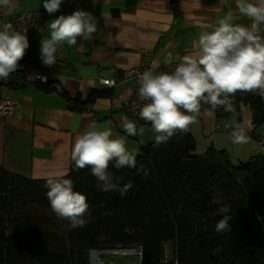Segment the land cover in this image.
I'll list each match as a JSON object with an SVG mask.
<instances>
[{"label":"trees","instance_id":"1","mask_svg":"<svg viewBox=\"0 0 264 264\" xmlns=\"http://www.w3.org/2000/svg\"><path fill=\"white\" fill-rule=\"evenodd\" d=\"M49 84L39 87L48 90ZM62 94L71 110L83 111L107 92L92 89L86 100ZM230 98L235 111L217 109V118L248 105L254 127L264 125V99L258 92L238 91ZM255 128L248 131L258 140ZM155 145H143L137 153V165H144L147 176L109 165L121 185H133L124 197L100 190L90 168L76 170L70 162L65 178L89 204L83 228L70 229L69 221L52 211L45 179L26 178L0 165V264H90L92 249L119 246L139 249L141 264H264V154L239 165L215 147L197 155L189 130L160 148ZM214 197L217 204L211 203ZM224 204L231 209V231L217 233Z\"/></svg>","mask_w":264,"mask_h":264},{"label":"crops","instance_id":"2","mask_svg":"<svg viewBox=\"0 0 264 264\" xmlns=\"http://www.w3.org/2000/svg\"><path fill=\"white\" fill-rule=\"evenodd\" d=\"M77 8L94 15L96 32L87 40H78L74 47L66 43L58 46L57 62L50 69L59 79H52L48 90L24 82L20 74L0 84V96H8L16 104L12 114H0V165L26 178L44 179L56 171L67 174L75 140L93 123L110 128L114 137H124L129 151L140 152L141 146L154 142L156 133L149 122L130 118L126 106L136 81L122 80L123 72L139 63L179 61V57L197 53L199 35L211 32L229 11L234 23L248 27L252 23L239 13L235 0H63L24 58L41 65L40 45L42 39L50 38V21ZM29 10H45L43 0H15L13 8L2 10L1 26ZM142 51L147 53L142 55ZM101 78L116 79L117 84L104 85ZM92 89L107 95L83 111L71 110L62 94L86 100ZM130 120L138 129L144 127L143 135L130 136L124 131V123ZM233 122L247 131L255 128L248 105L228 118H217L211 107L202 106L197 123L188 129L196 138L194 153L203 155L215 147L225 150L237 165L264 154L249 131L248 144L230 142ZM225 124L230 130L221 128ZM255 134L264 138V125L256 127Z\"/></svg>","mask_w":264,"mask_h":264},{"label":"clouds","instance_id":"3","mask_svg":"<svg viewBox=\"0 0 264 264\" xmlns=\"http://www.w3.org/2000/svg\"><path fill=\"white\" fill-rule=\"evenodd\" d=\"M63 0H43L45 11L52 15L60 10ZM15 0H0V10L11 9ZM239 13L249 18L251 26L234 23V14L229 11L220 18L211 32H202L196 42L198 52L179 57L171 71L138 74V105L140 119L149 122L156 133L154 143H167L178 132H187L197 123L202 104L212 110L222 109L226 113L235 111L234 97L239 92H258L264 97V36L260 26L264 25V0H235ZM50 38L42 39L40 60L52 68L57 62L58 46L77 45L78 40H87L96 32V20L91 12L77 8L72 13L61 14L49 23ZM27 28L16 30L12 24L0 28V80H6L19 67L29 47ZM165 63H169L165 61ZM130 136L143 135V126L137 128L134 121L123 125ZM230 142L236 146L249 143L246 127L233 122ZM122 136H113L110 128L90 124L74 143L71 159L76 170L90 168L97 180V187L104 192L127 195L133 185L129 181L121 185L114 178L109 165L115 169L130 168L148 175L144 165H137V153L129 151ZM65 173L56 171L45 177L46 196L52 211L60 219L69 221V228H83L88 223L89 204L85 194L74 190V182L65 178ZM212 204L218 199L213 198ZM224 213L217 220L214 231H231L228 204L219 209Z\"/></svg>","mask_w":264,"mask_h":264},{"label":"built area","instance_id":"4","mask_svg":"<svg viewBox=\"0 0 264 264\" xmlns=\"http://www.w3.org/2000/svg\"><path fill=\"white\" fill-rule=\"evenodd\" d=\"M49 14L45 10H29L19 13L15 18L5 24H12L16 30H23L27 28V38L29 40V45L33 44L39 36L41 29L49 22ZM3 20V12L0 10V28L1 22ZM260 34L264 36V25L260 26ZM147 52L142 51L141 54L145 55ZM169 63L161 62L154 63L153 61L149 64L139 63L134 67H130L125 70L122 74V80L129 78H134L136 81V88L133 96L127 103V111L132 120L144 121L140 119L138 112L139 107L144 103L138 99V74L144 71H153L154 73H160L165 71H171L174 69L175 65L179 61H168ZM20 67L13 73L9 75L6 80H0L1 83H5L9 78L15 74H20L22 80L26 83L34 84L37 86H44L48 84L52 79H59L58 74L52 71L49 67L44 66L43 64L39 65L33 60L23 59L19 62ZM104 85L115 86L117 84L116 79L112 78H101L100 80ZM260 95V94H259ZM261 96V95H260ZM264 99V97H263ZM15 103L5 95L0 96V114L1 115H10L13 113L15 108ZM223 130H230V125L225 124L221 127ZM257 145L264 149V138L257 140Z\"/></svg>","mask_w":264,"mask_h":264},{"label":"rangeland","instance_id":"5","mask_svg":"<svg viewBox=\"0 0 264 264\" xmlns=\"http://www.w3.org/2000/svg\"><path fill=\"white\" fill-rule=\"evenodd\" d=\"M167 254L169 257L171 256L170 247H167ZM90 264H141V251L134 247L122 246L109 249H92L90 251Z\"/></svg>","mask_w":264,"mask_h":264},{"label":"water","instance_id":"6","mask_svg":"<svg viewBox=\"0 0 264 264\" xmlns=\"http://www.w3.org/2000/svg\"><path fill=\"white\" fill-rule=\"evenodd\" d=\"M160 146H161V145H159V146L155 145V147H157V148H160Z\"/></svg>","mask_w":264,"mask_h":264}]
</instances>
